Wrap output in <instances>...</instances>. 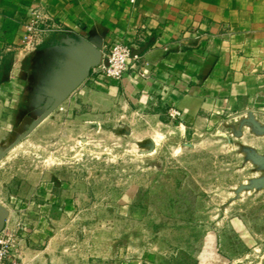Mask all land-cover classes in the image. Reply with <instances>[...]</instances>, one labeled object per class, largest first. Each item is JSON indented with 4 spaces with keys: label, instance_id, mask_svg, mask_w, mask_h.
Instances as JSON below:
<instances>
[{
    "label": "rangeland",
    "instance_id": "1",
    "mask_svg": "<svg viewBox=\"0 0 264 264\" xmlns=\"http://www.w3.org/2000/svg\"><path fill=\"white\" fill-rule=\"evenodd\" d=\"M83 100L0 127V236L15 261L40 232L86 264H264V110L197 133Z\"/></svg>",
    "mask_w": 264,
    "mask_h": 264
},
{
    "label": "crops",
    "instance_id": "2",
    "mask_svg": "<svg viewBox=\"0 0 264 264\" xmlns=\"http://www.w3.org/2000/svg\"><path fill=\"white\" fill-rule=\"evenodd\" d=\"M33 14L42 31L26 46ZM116 42L140 54L144 78L91 73ZM76 92L89 95L85 109L121 103L153 123L174 107L180 132L263 111L264 0H0V127ZM36 234L17 264H86L72 256L81 247H53Z\"/></svg>",
    "mask_w": 264,
    "mask_h": 264
},
{
    "label": "built area",
    "instance_id": "3",
    "mask_svg": "<svg viewBox=\"0 0 264 264\" xmlns=\"http://www.w3.org/2000/svg\"><path fill=\"white\" fill-rule=\"evenodd\" d=\"M40 25L39 16L33 14L25 25L26 33L23 40L26 46H32L34 36L42 31ZM102 59H105V62L102 60L99 65L92 67V74H101L113 80L123 79L130 71H136L141 78L146 76L140 54L133 52L127 43H113L107 52L102 54ZM166 115L169 123H173L180 118V111L174 107H170ZM14 246L13 241L11 243L4 236H0V264H17L13 259L14 251L16 250Z\"/></svg>",
    "mask_w": 264,
    "mask_h": 264
},
{
    "label": "water",
    "instance_id": "4",
    "mask_svg": "<svg viewBox=\"0 0 264 264\" xmlns=\"http://www.w3.org/2000/svg\"><path fill=\"white\" fill-rule=\"evenodd\" d=\"M103 60V62H105V59H102V53H100V55H99V58H98V60L90 67V69L92 68V67H95V66H97V65H99L100 64V62ZM89 75V74H88ZM62 102V101H61Z\"/></svg>",
    "mask_w": 264,
    "mask_h": 264
}]
</instances>
